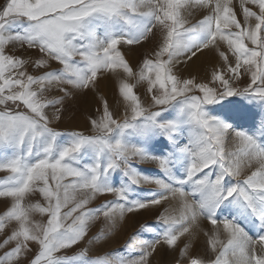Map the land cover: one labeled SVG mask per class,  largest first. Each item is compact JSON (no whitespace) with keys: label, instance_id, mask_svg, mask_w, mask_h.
Wrapping results in <instances>:
<instances>
[{"label":"snow or ice","instance_id":"1","mask_svg":"<svg viewBox=\"0 0 264 264\" xmlns=\"http://www.w3.org/2000/svg\"><path fill=\"white\" fill-rule=\"evenodd\" d=\"M240 7L242 19L233 0H5L0 5V173L5 174L0 199L8 205L0 214V264H148L159 246L175 250L182 237L194 235L200 218L211 225V234L205 233L211 255L189 257L188 243L180 249L181 259L264 264V115L257 130L255 115L231 101L221 103L242 97L264 109V0H240ZM190 8L204 10L195 23L185 15ZM157 35L152 56L134 73L120 46L141 45ZM12 44L46 54L35 61L37 68H47L49 59L62 68L28 74L27 61L6 51ZM204 50H215L223 61V71L212 73L213 86L174 71ZM118 70L146 84L147 106L123 79L122 114H114L104 100L88 134L51 126L71 93L61 87L64 96L48 98L50 86L90 89L98 74L118 75ZM242 76L250 78L247 86H234ZM49 108L55 109L52 119ZM249 119L251 130L245 131ZM232 131L239 148L226 152ZM134 161L155 163L158 174H147ZM245 168L254 170L244 175ZM115 174L122 179L114 182ZM102 194L116 199L88 207ZM37 196L43 203L34 201ZM177 196L181 213L164 208L151 240L133 237L123 251L97 259L83 252L57 255L81 241L101 214L115 226L127 214ZM141 228L151 231L148 225ZM33 244L38 253L29 259Z\"/></svg>","mask_w":264,"mask_h":264},{"label":"rangeland","instance_id":"2","mask_svg":"<svg viewBox=\"0 0 264 264\" xmlns=\"http://www.w3.org/2000/svg\"><path fill=\"white\" fill-rule=\"evenodd\" d=\"M5 0H0V5H3ZM253 10L258 9L253 5H248ZM233 7L237 14V17L242 19V10L240 7V0H233ZM204 10L190 8L186 11L185 15L189 20V23H195L198 19L202 18ZM155 31V29L153 30ZM160 37L157 35L156 38L143 41L141 45H121L120 50L128 61L130 67H132L134 73H138L140 66L145 57H151L153 50L157 47ZM249 43V42H246ZM250 47H253L249 43ZM222 51H226V45L222 44ZM6 51L10 54H14L18 57L24 58L27 61L26 71L31 75H42L45 71H56L62 68L55 60H48L47 68H37L35 61L37 59H47L46 54L41 53L37 48H28L26 45L21 47L18 44H12L6 48ZM230 62H232L231 54ZM198 59L193 58V61L188 63L177 64L174 71H176L182 78H195L198 82L211 83L212 73L214 71H223V61L215 50H204L203 54L198 53ZM127 79V81L134 85V91L142 98V101L147 106L150 97L146 95V84L143 82L137 83L136 76L131 78L125 77L122 70H118V75L105 72L98 74L95 82V87L84 90L72 89L70 85L59 86L52 85L44 93L48 98H57L64 96V93L60 91L61 87L68 88L70 95L64 98L61 108L60 119L53 120L51 126L55 127L56 130L62 132H73L82 131L85 134L90 133V120L98 118L102 111V102L106 100L110 105V110L116 115L123 113L124 108L122 104V98L119 93L120 81ZM250 82V78L242 76L234 86L239 88L246 87ZM229 101L232 102V106L244 109L246 112L255 115V122L257 130L260 127L261 116L264 115V109L259 105L258 102L253 104L249 100H245L242 97H229L222 104H227ZM210 107H216L210 106ZM49 114V118L52 119V113L55 112L54 108L46 110ZM252 120L249 119L243 123V130L250 131ZM259 135V131H257ZM158 148L162 145H158ZM226 152H234L239 148V141L235 138L234 131L229 132L224 143ZM138 168L147 170L149 175H157V165L151 161H134L133 162ZM254 169H244V175L250 174V171ZM5 174L0 173V178H3ZM122 179L119 174L114 175V182ZM145 189L155 190V185H143ZM70 195H72L70 193ZM79 199V194H75ZM146 195V193H142ZM35 200H39L43 203L41 197H34ZM116 197L113 194H102L98 195L89 205L90 208H96L100 205L114 200ZM191 199V197H189ZM8 205L0 199V214L6 210ZM72 204H69V208ZM164 208H168L169 213L172 215H179L182 211V202L177 197H170L168 201L164 202L160 206H153L145 210H141L136 213L127 214L123 221H118L115 226L111 221L107 220L102 214L93 220L88 227L86 236L79 241L76 245L71 246L68 249H62L57 255H67L69 257L78 256L80 253H85L88 259H97L108 256L111 253H115L117 250L123 251L125 245L129 243V240L133 237L136 241L151 240L154 238V232L158 226V215ZM68 209H64L67 211ZM35 219L46 222V217L36 216ZM70 222V221H69ZM142 225H148L150 230H142ZM251 227V226H249ZM255 231V229H253ZM211 234V225L209 222L200 218L199 225L194 229V235L182 237L178 241V246L175 250L168 248L167 246H159L149 257L148 264H188V258L181 259L179 252L180 249L190 243L189 257L201 258L207 260L210 253V246L208 244L209 236L205 233ZM251 234V233H250ZM97 237H100L97 239ZM221 240H226V234L221 233ZM3 237H0L2 240ZM32 251L29 253L28 258H34L35 254L38 253V246L31 245ZM2 254V253H0ZM134 255H138L134 253ZM114 259V258H113Z\"/></svg>","mask_w":264,"mask_h":264}]
</instances>
